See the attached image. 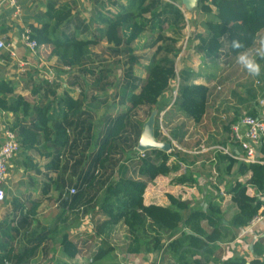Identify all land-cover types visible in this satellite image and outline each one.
<instances>
[{
  "label": "trees",
  "instance_id": "obj_1",
  "mask_svg": "<svg viewBox=\"0 0 264 264\" xmlns=\"http://www.w3.org/2000/svg\"><path fill=\"white\" fill-rule=\"evenodd\" d=\"M92 1L95 4L89 22L93 24L98 20L103 25L97 29V37L81 30L82 27L87 29L86 19L76 15L72 6L56 2L49 3L45 22L31 26L30 30L39 48L50 49L49 59L56 58L63 68L78 69L93 76L95 70L84 68L92 57V48L102 40L116 57L127 55L123 81L116 86L119 105L125 110L106 119L103 137L97 139L91 121V112L99 108L101 96L94 95L89 102L87 92L82 90L79 96L70 90L58 95L57 86L46 80L43 86L34 87L29 96H18L15 83L1 78L0 110L14 116L10 128L17 134L21 150L34 151L50 161L47 169L56 174L51 182L64 212L84 218L92 210L95 217H100L95 227L96 236L125 227L129 234L126 247L129 257L137 259L144 254L163 251L162 241L168 237L172 241L165 251L175 264H218L220 261H212V258L219 246L207 241L208 233L203 223L217 232L221 240L235 235L234 240L253 219L263 215L264 201L257 195H250L249 189L264 196V163H240L223 155L228 162L226 171L231 173L237 166L238 177L247 179L246 183L238 180L229 193L236 207L230 223L223 222V211L216 203L209 204L206 210L192 209L188 202L168 195L167 207L146 206L144 197L148 185L159 178L162 164L168 163L173 154L152 150L125 162L117 159L126 149L138 148L141 140L145 125L142 122L134 124L133 113L141 107H148L150 112L158 110L170 83L179 78V110L187 119L200 124L208 111L210 88L192 83L196 77L192 70L177 72L176 59L180 54L177 45L186 28L185 14L180 6L170 0H126L125 6L114 3L118 8L116 13L104 15L103 2ZM197 8L213 16L204 24L208 37L203 40V50L210 57L220 55L225 46L227 55L234 57L229 47L234 39L251 51L264 32V0H199ZM145 32L151 33L152 38L144 48L154 50V55L142 78L135 75L141 64L134 54L133 44ZM111 73L101 69L97 80L108 81ZM111 86L112 83L105 82L97 86V91L103 94ZM154 136L157 138L158 133ZM174 137L180 140L177 133ZM193 178L191 175L180 177L176 185L188 187L195 183ZM43 185L42 197L47 199L51 187L48 183ZM72 189L74 194L70 193ZM5 192L0 206L5 207L11 201L20 202L11 198L6 188ZM42 202L41 199L31 201L30 209L21 204L13 207L15 216L0 224V264H32L40 251L47 253L44 245L52 241L54 230L34 226ZM177 222L182 223L180 232L174 229ZM60 247L63 256L60 264H75L81 251L69 233L63 235ZM251 252L250 259L234 257L221 264H264V239L256 242ZM111 253L112 249L100 247L89 264H114L107 263ZM52 263L54 258L46 261V264Z\"/></svg>",
  "mask_w": 264,
  "mask_h": 264
},
{
  "label": "rangeland",
  "instance_id": "obj_2",
  "mask_svg": "<svg viewBox=\"0 0 264 264\" xmlns=\"http://www.w3.org/2000/svg\"><path fill=\"white\" fill-rule=\"evenodd\" d=\"M53 1L58 5L67 4L68 6H72L75 9L76 15L79 14L80 18L86 19L85 24H87V29H83L82 27L81 30L86 31L89 36L97 37L99 35L97 29L102 28L103 25L98 20L93 24L89 22L95 1ZM101 1L104 4L101 10L104 15H107L109 12L116 13L118 11L114 3L116 5H127L126 0ZM170 1L180 6L186 19V28L182 31L183 37L177 45L180 51L179 57L176 59L177 72L179 73L184 69L192 70L196 76L192 83L207 85L210 88V97L206 116L200 124H195L187 119L179 110L177 102L179 78H177L170 83L169 90L161 99L158 110L150 112L148 107H141L133 113L134 124L142 122L146 125L150 121L153 123V133L154 135L156 132L158 133V137H155L156 141L171 147V150L166 153L173 154L169 162L161 166L160 182L149 184L147 194L149 200H156L158 204L163 203L164 205V203L168 202L166 198L167 194L172 195L169 193L172 192L176 197L172 196L175 198L179 197V199L188 202L192 209L206 210L209 204L216 203L223 211V222L230 223V219L236 212V207L230 201L229 193L240 177H238L236 172L237 166L233 168L231 173L226 171L228 162L217 148L226 147L230 151L236 148L231 133V126L235 123L234 120H239L241 117L251 114L264 116V74L255 79L250 78L235 64L234 57L227 55L226 46L217 57L208 56L203 50V40L208 37L204 24L206 21L211 20L213 16L203 14L198 8L188 11L181 2L178 3L176 0ZM151 38L152 34L145 32L133 44L134 54L139 58L141 64L135 70V75L142 78H145V69L149 65V59L154 55V50L144 48V45L151 41ZM261 41H264V32L260 35L255 47L251 50L253 53L260 47ZM258 59L261 63H264V58ZM126 61H128L127 55L116 57L106 41L102 40L98 46L92 48V57L86 62L84 68L95 70L94 76L81 70H77L75 73L66 72L57 60L51 66L56 74V81H58V83L55 82L53 84L57 86L56 91L58 95H61L63 92V84L72 85L73 78L75 77L72 75L80 73L83 77L81 86L86 85L89 90L87 92L88 101L90 102L94 95L101 96L99 108L91 112V121L94 125L97 139L103 137L106 119L116 117L125 110V108L119 105V97L116 95L118 89L116 86L119 81L120 83L123 81L124 64ZM101 69L112 71L108 76L110 77L108 81H105L112 83V86L106 89L103 94L97 91L98 85L102 86L105 84V82L101 83L97 80ZM23 76L28 79L26 80V85L31 91L36 86H43V82L45 81L33 72H27ZM176 133L179 135L180 140H176L174 137ZM138 154L142 156L138 148L132 151L131 149H126V153L117 156V159L125 162L126 159L135 158ZM190 175L195 177L193 178L195 183L188 185L189 190H183L184 187L176 185L178 178ZM240 181L246 183L247 179L242 178ZM43 190H45V187L41 182V186L33 188L32 192L27 196L29 199L26 198L25 201H37L41 199L43 202L47 201V204L53 205L51 209L54 210H50L47 205L46 208L39 211L41 215L34 222V226L37 227L44 224L47 225L46 228L48 227L49 230H54L53 238L48 248L55 253V264H60L63 259L60 243L66 232L69 234L73 233L70 235L73 239H77L80 233L86 237L85 243L80 245V251L86 255V259H91L103 242L106 249L117 250L115 256L117 260L122 255H125L126 247L129 243L126 233L119 230L116 242H114L113 238L112 242H105L96 236L95 227L99 223L98 219L95 220L97 222H94L93 225H88L85 230L79 231L77 225L81 223L79 217L82 218V215L66 214L62 208L59 194L54 193L51 195V198L44 199L42 197ZM249 190L250 195H257L261 199V196L254 189ZM154 197L156 199H153ZM56 203H58L57 208L54 206ZM88 214V216L82 219L85 221L91 220L90 218L95 215V212L91 210ZM64 219H67L66 224L61 223ZM175 224V231L180 232L183 229L182 223L177 222ZM203 226L208 233L207 241L224 245V249L221 252L222 256L225 253V249L227 247L230 248L227 244L233 240L235 235L232 236L233 238L229 237L226 240L222 239V241L221 236L206 223H203ZM163 241L164 244H168L169 238L164 237ZM233 253L234 257L240 256L239 250ZM154 254L155 257H150V260L147 261L148 264L175 263L166 251ZM48 259L49 257L43 259L40 256L32 264H45ZM124 261L126 262L125 264H133L132 261ZM109 262L111 263L110 259ZM220 262L222 263V261Z\"/></svg>",
  "mask_w": 264,
  "mask_h": 264
},
{
  "label": "crops",
  "instance_id": "obj_3",
  "mask_svg": "<svg viewBox=\"0 0 264 264\" xmlns=\"http://www.w3.org/2000/svg\"><path fill=\"white\" fill-rule=\"evenodd\" d=\"M18 1L22 8V15L18 20H14L12 18V11L9 8H5V10L0 13V36L3 37L6 43L10 45V48H11L10 51H12V53L15 55V56H11V54L9 53L10 51L5 52L2 55V58L0 59V79L6 78L15 83L16 88H17L15 95L29 96L31 90L26 85L27 84L26 80L28 79H26V77L23 75H25L27 72L28 73L33 72L35 74H38V76L43 79L44 75L42 74V72L44 70V67L45 66L51 67L54 63H56L57 59L56 58L49 59L50 49L48 48H39L37 56H33L30 52H28V50L23 45L21 41V35L23 34L25 30L30 29L31 26L37 25L38 23H41V22H45L46 20L45 13L47 12L49 3L54 2V1L53 0H18ZM19 61H25V62L31 63L34 69L32 68V69H29L26 73H21L18 67ZM62 69L66 72H71V73H75L78 70V69L70 70L66 68H62ZM72 76H75L73 78L72 85L63 84L62 91L70 90L73 94L75 93L76 96H79L81 90L83 92L89 91L86 85L81 86L83 82L82 81L83 77L80 75V73L73 74ZM56 83H58V81H56ZM88 107L89 106H86V109H88ZM13 121H14L13 115L7 114L0 110V146L3 143V139H4V129L7 127H10V124H12ZM237 121L238 120H236V122ZM223 148H226V147H223ZM234 151H238V148L236 147ZM260 151H261L259 153L260 154L259 156H261L260 159L262 160V162H264V147H262ZM49 164H50L49 160H47L45 157L41 156V154H37L34 151L25 152L21 150L11 160V162L9 163L8 179H7V184L5 188L6 190L9 191V195H11V198L19 199L20 202L11 201L5 207L0 206V224L3 223L5 219H7L8 217H9L8 218L9 221H11V219L15 216V213L13 212V207L17 208L20 204L22 205L23 208H26V209H30L32 207L31 200L30 202H27L25 201V199L26 198L29 199L27 196L32 192L33 188H38L39 186H41V182L42 184L43 182H46L50 185L51 194L49 198H51L52 194L56 193L54 192L55 188L52 186V182H51V180H54L56 178V174H53L51 171H48L47 166ZM160 177L161 176H159V178L154 183H159L161 179ZM240 179L242 178L240 177L239 180ZM182 187H184L183 190H189L187 186H182ZM182 187H175V188H182ZM147 193H148V188H147V191L144 197L146 206L148 207L152 206V207H158V208H163V207L168 206V202L164 203L163 205V203L158 204L156 200H149ZM169 193L174 195L172 192H169ZM249 193H250V190H249ZM177 198L179 199V197ZM153 199H156V197H154ZM261 200L264 201V196L261 197ZM182 201L184 200L182 199ZM230 201L232 202L231 197H230ZM47 205H48V208H50V210H54V209H51L53 205L47 204V201H45V202H42L39 208V211L41 209L46 208ZM54 206L57 208L58 203L54 204ZM40 215L41 214L39 212V216ZM260 218H261V221L255 227H253L252 230H250L247 233H246L247 229L242 230L240 233H238V236L234 240H232L230 243L227 244L228 246H230V248L227 247L225 249V253L222 255L223 257L221 256V252L224 249V245L217 244L219 246V250H217L215 257L212 258V261L216 259L218 261H226L228 259L234 258L233 252H236L238 250H239V254L241 258H246V259L252 258L253 257V254L251 252L252 246L256 242L264 239V213ZM90 219L91 220L85 221L81 218L82 220V221L80 220L81 223L77 225V227L79 228V231L85 230L88 225H93L94 222H97L95 221L97 219L98 221H100V217H97V216L96 217L91 216ZM64 220L61 221V223L66 224L67 221L64 222ZM46 226L47 225H44V224L40 226L41 230L45 229ZM119 230H122L124 233H126L129 236L128 230L125 227H116V228H113L111 232L108 233L107 235L101 236L100 239L105 242H112V238H113L114 242H116L118 238L117 233ZM177 237L179 236L177 235ZM71 239L73 238L71 237ZM85 240H86V237L82 235L81 233L78 235L77 239L76 238L73 239L74 242L77 241L76 243L78 244L79 248L82 243H85ZM171 241L172 240L169 239V243ZM50 242L44 245V247L47 246L45 248L47 253L45 254L43 251H40L38 254V257L41 256L43 259L49 257L48 261L54 258L55 253L48 248V245ZM162 242L164 245L163 251H165L169 243L164 244V241ZM103 246H104V242L102 245L98 247V249H100V247H103ZM116 251L117 250H112V253H111L112 255L108 258L107 263H110L109 262V259H110L111 262L114 264H125L126 262L124 260L130 261V262L132 261L133 264H148L147 261L150 260V257H155L154 253H150V254H144V256L141 255L140 257H137L136 259L134 257H129L125 253V255H122V257L119 258V260H117L115 258L117 254ZM163 251L156 252V253H163ZM240 256H236V257H240ZM89 261L90 259H86V255L81 253L80 256L75 260V264H89ZM55 263H56V260H54V263L52 264H55ZM218 264H221V262H218Z\"/></svg>",
  "mask_w": 264,
  "mask_h": 264
},
{
  "label": "built area",
  "instance_id": "obj_4",
  "mask_svg": "<svg viewBox=\"0 0 264 264\" xmlns=\"http://www.w3.org/2000/svg\"><path fill=\"white\" fill-rule=\"evenodd\" d=\"M165 1L169 2L168 0ZM5 8L11 9L12 18L14 20H18L22 15V8L18 0H0V13L3 12ZM31 35L32 32L30 29L25 30L21 35V41L33 56H37L39 45L37 41L31 38ZM10 49V45L0 36V59L2 58V55L5 52H9ZM9 53L11 56H15L12 51ZM18 67L21 73H26L29 69L33 68L31 63L25 61H19ZM45 67L42 72L44 75L43 79L50 84L55 83L56 74L54 70L51 67ZM231 133L235 143L239 146L238 151H230L223 147H218V151L240 163H264L260 159L261 156H259V153L261 152L260 150L264 147V116L245 115L241 117L235 124H233V126H231ZM20 151L21 146L18 142L17 134L12 131L10 127L5 128L3 143L0 146V203H3L6 197L5 186L8 179L9 163ZM141 154L143 155L144 153ZM70 193L74 194L75 190L72 189ZM260 217L261 215L252 220L246 233L252 230V228L261 221Z\"/></svg>",
  "mask_w": 264,
  "mask_h": 264
},
{
  "label": "clouds",
  "instance_id": "obj_5",
  "mask_svg": "<svg viewBox=\"0 0 264 264\" xmlns=\"http://www.w3.org/2000/svg\"><path fill=\"white\" fill-rule=\"evenodd\" d=\"M229 47L235 53V64L250 78L255 79L264 74V63H261L258 59L264 58V41H261L260 47L255 53L245 49V46L238 39L232 40Z\"/></svg>",
  "mask_w": 264,
  "mask_h": 264
},
{
  "label": "water",
  "instance_id": "obj_6",
  "mask_svg": "<svg viewBox=\"0 0 264 264\" xmlns=\"http://www.w3.org/2000/svg\"><path fill=\"white\" fill-rule=\"evenodd\" d=\"M199 0H181V4L188 10L192 11L197 8ZM152 150H160L167 152L171 150L166 144L156 141L153 133V123L150 121L144 127L141 140L138 145V151L141 153L149 152Z\"/></svg>",
  "mask_w": 264,
  "mask_h": 264
}]
</instances>
